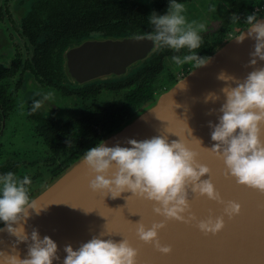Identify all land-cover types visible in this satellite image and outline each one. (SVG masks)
Segmentation results:
<instances>
[{
  "label": "flooded vegetation",
  "instance_id": "af4514ba",
  "mask_svg": "<svg viewBox=\"0 0 264 264\" xmlns=\"http://www.w3.org/2000/svg\"><path fill=\"white\" fill-rule=\"evenodd\" d=\"M177 2L186 6L189 21L207 26L195 50L202 58L245 29L248 14L264 18V0ZM168 6L169 0H0V175H28L32 196L107 135L116 113L130 111L135 93L152 82L158 94L195 68L171 59L188 49L155 46L118 74L84 82L69 75L70 53H93L83 47L98 39L148 37L154 30L149 16L166 14ZM37 91H52L54 98L29 115L33 100L41 99Z\"/></svg>",
  "mask_w": 264,
  "mask_h": 264
},
{
  "label": "water",
  "instance_id": "95a60500",
  "mask_svg": "<svg viewBox=\"0 0 264 264\" xmlns=\"http://www.w3.org/2000/svg\"><path fill=\"white\" fill-rule=\"evenodd\" d=\"M233 38L210 55L206 65L195 67L99 143L104 142L108 147H131L127 143L130 139L143 141L165 136L169 143L182 139L199 153L198 161L211 170L210 176L201 179L211 178L225 202L236 201L242 205L241 213L232 219L225 216V228L218 234L206 235L196 226L198 221L188 224L166 220L155 213V202L130 191L116 199L110 194L105 197L104 193L90 188L95 174L84 163L85 152L31 196L41 211L37 214L30 209L31 218L25 229L29 235L33 228L38 229L41 238L48 236L57 243L60 260L53 264H63L66 245L78 249L100 232L110 235L104 239L116 242L127 239L138 250V264H264V193L226 176L223 161L210 151L216 142L211 138L213 129L209 122L219 123L218 110L225 100L221 89L227 83L235 86V82L218 79L219 74L223 72L243 81L255 68L264 67V61L260 60L256 66L250 64L254 40L248 38L238 44ZM154 48V42L148 37L98 39L83 47L93 53H70L69 75L77 82L106 78L122 72L126 64L147 57ZM182 82L186 88L179 86ZM210 92L217 93L220 100L206 103L205 97ZM212 109L217 111L209 114ZM189 202L198 220L224 214L225 205L191 189ZM159 222L166 225L159 231V241L172 248L167 255L159 252L154 243L147 244L137 235L139 223L150 228ZM5 227L0 221V228ZM15 241L7 231L0 233V251L11 253ZM17 251L22 259L27 258V243H20Z\"/></svg>",
  "mask_w": 264,
  "mask_h": 264
},
{
  "label": "clouds",
  "instance_id": "9594fccd",
  "mask_svg": "<svg viewBox=\"0 0 264 264\" xmlns=\"http://www.w3.org/2000/svg\"><path fill=\"white\" fill-rule=\"evenodd\" d=\"M216 11V6H211ZM186 6L177 0H169L167 13L159 15L155 11L149 16L153 31L148 39L157 48H169L179 53L188 49L189 54L174 55L172 61L177 66L193 64L196 68L204 66L211 59L200 57L196 49L202 44L201 32L207 31L205 23L191 20L186 16ZM238 15L232 16V22L239 21ZM247 27L232 40L242 44L246 39L255 41L254 51L250 54V64L264 61V20L257 13H251L244 20ZM218 79L225 82H235V86L227 83L221 89L225 100L219 108V123L209 122L212 128L211 138L216 143L210 149L226 166V176L235 178L240 185L259 190L264 193V67H257L243 80L220 73ZM186 88L185 83L179 85ZM41 99L33 100L29 115L39 111L45 101L54 98L52 91L35 93ZM220 96L210 92L205 102H216ZM217 111L212 109L209 114ZM131 147H108L104 142L86 151L84 163L95 178L90 182L94 192L109 194L116 199L126 191L149 201L155 202L154 211L166 220H177L191 224L197 222V227L203 233L218 234L225 228V216L229 219L239 215L242 205L236 201L225 202L216 190L210 176V168L197 159L199 153L191 150L187 143L180 140L168 142L165 136L127 142ZM201 143V142H200ZM114 169V171H113ZM32 180L28 175L20 178L9 171L0 175V221L16 241L12 252L0 251V264H53L60 260L57 243L48 236L40 237L38 229L33 228L29 235L25 224L31 218L30 209L40 213L41 208L30 196ZM191 192L225 205L223 215H210L207 219L198 220L191 212L189 202ZM164 222L153 223L146 227L139 223L137 235L147 244H155L156 249L163 254L172 252L171 246L162 245L159 241V231L165 227ZM110 236L105 232L93 236L78 249L66 245L67 253L63 264H138V250L132 247L127 239L116 242L104 239ZM27 243V258H21L17 247Z\"/></svg>",
  "mask_w": 264,
  "mask_h": 264
},
{
  "label": "trees",
  "instance_id": "16d2710c",
  "mask_svg": "<svg viewBox=\"0 0 264 264\" xmlns=\"http://www.w3.org/2000/svg\"><path fill=\"white\" fill-rule=\"evenodd\" d=\"M175 84V83H174ZM172 84V85H174ZM152 82H150L146 87H145V91L144 92H137L134 94V97L129 98L130 100V104L132 106V108L130 109L131 111V115L128 116V112L127 114H120L119 112L116 113V119H115V124H113V128L112 130L107 134V135H101L100 139L98 140L99 142L102 141L103 139H105L109 134H111L112 132H114L116 129L120 128L121 126H123L126 122H128L129 120H131L132 118H134L142 109L143 107L151 100L156 99L161 93L165 92L167 89H169L172 85H170L169 87H165L163 90H161L158 94H153L151 92V87H152ZM127 115V116H126ZM126 116V117H123ZM98 142V143H99ZM97 143V144H98ZM96 144V145H97ZM94 147V146H93ZM92 147L84 150L81 155H83L86 151H88L89 149H91ZM81 155H79L76 159H78ZM74 159L67 167L65 168H61V170H59V172H57L55 174V176L51 179L53 180L57 175H59L61 172H63L66 168H68L69 166H71L74 161L76 160ZM51 180H49L46 184H48ZM46 184H44L42 187H44ZM41 187V188H42ZM40 188V189H41ZM39 189V190H40ZM38 190V191H39ZM37 192V191H36ZM35 192V193H36ZM34 193V194H35ZM33 194V195H34Z\"/></svg>",
  "mask_w": 264,
  "mask_h": 264
}]
</instances>
